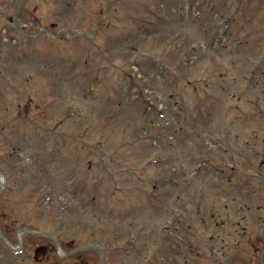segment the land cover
I'll return each mask as SVG.
<instances>
[{"label": "rangeland", "instance_id": "1", "mask_svg": "<svg viewBox=\"0 0 264 264\" xmlns=\"http://www.w3.org/2000/svg\"><path fill=\"white\" fill-rule=\"evenodd\" d=\"M240 94L264 111V0H0V232L18 251L0 239V264H260V193L223 200L226 174L192 172L243 149L223 116ZM226 202L235 226L216 227Z\"/></svg>", "mask_w": 264, "mask_h": 264}, {"label": "flooded vegetation", "instance_id": "2", "mask_svg": "<svg viewBox=\"0 0 264 264\" xmlns=\"http://www.w3.org/2000/svg\"><path fill=\"white\" fill-rule=\"evenodd\" d=\"M255 111L257 113H259L260 115H263L264 117V111L260 108H256ZM254 117V116H253ZM262 117V118H263ZM244 125L241 126L240 130H249L250 129V134L248 137H246L245 139H243L242 141H240V147L241 144H243L242 146V150L244 152V154H242V150L240 151V153H236L235 154V150L237 149V147L234 145V143L232 141H230V145L227 147V150L229 151L230 154V162H226L225 165L220 166L221 171H224L226 173V175L228 176V182L230 184V191L228 192V197H231V201L234 197L230 196V192L232 190L236 191H242V192H247L249 190L248 186L252 188V191L254 192H259L260 194L258 196H260L261 200L264 199V119L263 120H244ZM243 121H239L236 122L238 124H241ZM231 123H235L230 121L229 123H225V125H229ZM231 127V126H230ZM227 128V127H226ZM226 137H228L230 134L229 128H227V131L225 133ZM254 135V136H252ZM238 135H236L235 137H237ZM240 136V135H239ZM248 151V152H247ZM239 158V160L237 159ZM248 161L249 165H248ZM237 175V176H236ZM236 176V179H235ZM246 180L247 184L245 186H243L242 181ZM253 194V193H252ZM246 195V193H244V196ZM247 206L242 205L241 207L243 208V210L245 208H247V210H249V205L248 203H246ZM230 204L228 202L225 203V206L222 208L223 211H219L217 212V209H213L212 211V216H214L215 220H214V226L216 227H220V228H224L226 227V225H231L233 222H228V220L226 219L225 216H230V218H232L233 215V211L230 210L232 208H230ZM258 208H262V210L264 209V204H261L260 206H257ZM250 211V210H249ZM252 211V210H251ZM215 212H217V215L215 214ZM225 212V213H224ZM254 213V211L252 212ZM254 214H258V213H254ZM225 215V216H224ZM248 215V214H247ZM246 215V216H247ZM253 218H257L258 221H263V216L261 213H259L257 216L252 215ZM243 218V217H242ZM244 220V218H243ZM257 221V222H258ZM228 222V223H227ZM237 225H241V221H235ZM256 225V222L254 223ZM231 226H235V225H231ZM259 226V224H258ZM258 226H256L257 231H256V235L262 234L259 230H258ZM242 228H244L245 230H243L242 234L248 235V239L250 238L253 242H259V236L256 238V240L253 237H250V235L248 233H246V226L244 225ZM234 228V232H235ZM250 233V232H249ZM231 234V236H229ZM227 233L224 237V243H221V247H225L226 245H230L229 244V240L230 238H232L234 236V233ZM216 237V236H215ZM242 237V236H241ZM233 239V238H232ZM252 242V243H253ZM226 255H228L227 253H225ZM263 256V255H262ZM217 259V257H216ZM260 264H264V257L261 260Z\"/></svg>", "mask_w": 264, "mask_h": 264}, {"label": "bare ground", "instance_id": "3", "mask_svg": "<svg viewBox=\"0 0 264 264\" xmlns=\"http://www.w3.org/2000/svg\"><path fill=\"white\" fill-rule=\"evenodd\" d=\"M4 185V178L2 176V174L0 175V188H2V186Z\"/></svg>", "mask_w": 264, "mask_h": 264}, {"label": "trees", "instance_id": "4", "mask_svg": "<svg viewBox=\"0 0 264 264\" xmlns=\"http://www.w3.org/2000/svg\"><path fill=\"white\" fill-rule=\"evenodd\" d=\"M189 52H186V54H185V58L187 57L186 55L188 54Z\"/></svg>", "mask_w": 264, "mask_h": 264}]
</instances>
